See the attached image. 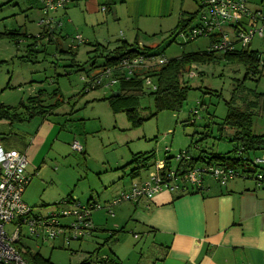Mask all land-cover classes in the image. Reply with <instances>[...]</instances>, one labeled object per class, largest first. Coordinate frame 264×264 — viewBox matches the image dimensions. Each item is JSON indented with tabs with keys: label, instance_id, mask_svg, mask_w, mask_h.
<instances>
[{
	"label": "rangeland",
	"instance_id": "1",
	"mask_svg": "<svg viewBox=\"0 0 264 264\" xmlns=\"http://www.w3.org/2000/svg\"><path fill=\"white\" fill-rule=\"evenodd\" d=\"M31 2H28L30 8L22 3L17 9L13 3L0 1V31L21 24V31L35 35L39 30L35 24L42 16L37 17L38 5L36 1ZM106 16L108 24L101 21L94 28L99 34L110 35V45L115 44L113 40L118 39L117 37L120 39L122 32L126 35L131 33L130 27L124 26V23L118 24L111 16ZM198 17L191 20L192 24L199 20ZM63 24L61 19L62 28L65 27ZM68 32L70 33L65 41L59 39L56 45L45 44L44 50L40 52L30 51L31 60L23 57L26 55L27 39L20 40L15 45L8 39L0 38V104L16 107L20 102L26 104L30 97L39 93L42 94L45 104L54 102L56 98L63 101L46 117L35 115L22 121L0 120V138L4 139L0 143L4 148H9L5 143L14 142V138L17 139V146H21L22 141L29 144L43 118L54 123L52 125L55 128L53 127L37 160L26 167V172H31V179L24 190L23 200L25 202L26 199V203L35 207L34 211L41 215L52 212L57 205L60 206V201L70 191L72 199L82 204L90 196L88 203L95 202L100 206L107 204L106 201L116 196L113 194L118 185H122L114 184L119 180H124L123 183L129 181V176L126 175L128 166L123 167L124 170L114 168L128 163L132 153L152 151L153 162L159 164L166 149V154L171 156L186 149L191 155L200 150L206 151V154L231 150L233 142L230 138L234 131L228 126L221 129L219 125L226 115L227 102L231 101L233 105L241 107L242 99L246 95L251 99V93L264 90V39L255 36L248 48L257 50L262 55L261 75L244 78L245 67L241 63L226 60L196 65L195 75L187 80L190 88L179 110H160L140 125L133 126L125 112H112L104 99L116 91L117 84L97 88L85 86L89 79L87 75L94 76L99 70L90 66L91 60L87 51L91 47L88 41L78 44L75 42L77 46L74 62L71 55L60 51L68 48L74 34H82L81 30L75 31L73 28L68 29ZM149 35L139 33L144 44L157 45L158 58L168 59L178 57L183 52L205 51L210 44L207 37L187 41L177 35L168 43L170 38L167 32L157 34L153 39ZM37 46L40 45L37 43ZM100 60L96 58V63ZM150 78L154 83L155 78ZM54 89H57L59 95L51 94ZM16 110L23 112L24 108L18 107ZM137 110L140 117L153 112L152 96L141 95ZM251 130L255 134H264V113L257 112L252 116ZM73 138L81 143L84 151L78 152L71 148ZM249 157L252 161L262 158L264 150H255ZM258 172L264 173V162L254 168V173ZM144 174L146 170L141 171V175ZM29 192L31 195L27 198ZM39 198L48 205L40 206L42 203H38ZM118 205L112 208L113 214ZM106 210L92 209L91 221L94 229L81 240L71 241L68 246H63L59 238L47 241L29 238L25 227H20V234L23 236L21 241L57 264H77L96 248H99L98 259L112 258L113 251L118 256L114 257L116 264H146L155 251L147 250L148 243L141 249L145 237L138 229L131 231L130 224H127L123 232L116 233L105 242L110 235L111 229L108 226L113 218ZM4 229L11 234L14 222L6 224ZM132 234L137 235L138 239H134Z\"/></svg>",
	"mask_w": 264,
	"mask_h": 264
},
{
	"label": "crops",
	"instance_id": "2",
	"mask_svg": "<svg viewBox=\"0 0 264 264\" xmlns=\"http://www.w3.org/2000/svg\"><path fill=\"white\" fill-rule=\"evenodd\" d=\"M0 1L7 4L13 3V6L19 9L25 0ZM31 1H36L38 5L37 17L38 15L43 16L40 0H28L23 5H29L28 8H30L31 5L28 2ZM103 4H107L109 10H102ZM247 4L253 11H258L262 21H264V0H247ZM198 7L197 0H71L63 9L59 8L50 14L59 23L62 19L65 27L62 28L61 24L54 26V34L51 36L53 42L49 44L56 45L59 39L65 41L68 33H70L68 29L73 28L75 31L81 30L82 34H76H80L82 38L84 37L83 41H88L90 44L100 43L112 48L121 41H125L131 45L155 48L157 45L144 44L139 33L150 34L151 39L157 34L166 32L170 35L171 32L175 31L179 20L186 19ZM106 15L111 16L118 24L124 23V26L131 28V33L126 35L125 32H122L120 39L117 37L118 39L113 40L115 41L114 45H110L112 38L108 37L109 34L105 35L107 38L96 32L94 28L101 21L108 22ZM35 25L39 28L37 33L41 32L38 22ZM21 26L20 24L14 26L15 28L10 27L3 30L21 32ZM22 32L32 35L25 30ZM63 32L64 34H62ZM257 37L264 39V32ZM45 38L48 39L47 36ZM46 39H43L42 42H46ZM254 51L258 52L262 59L260 52ZM52 124L54 123L43 118L29 144L22 141L23 144L17 146L16 138H14V142L9 144L2 142L9 148L24 152L27 155L28 164L35 163L49 135L55 128ZM1 140L4 139L1 138ZM167 151L166 149L164 154ZM145 152L147 151L132 153L128 162L131 161L134 154ZM163 158L159 164L154 163L151 159L146 168L134 175L130 174V169L133 166H128L129 171L126 175L129 176V181L123 183L124 180H119L118 183H115L114 186L120 183L122 185H118L113 196L127 190L132 183L147 179L151 172L159 168ZM173 164L174 161L172 160L171 165ZM120 168L116 167L114 170L125 169ZM143 170H146V174L141 175ZM29 173L26 172L31 178ZM70 192L66 194V197L72 198ZM30 195V192L27 193V198ZM90 200L91 196L86 200V203ZM111 200L106 201V203L109 204ZM38 203H42L40 205L42 207L48 205L43 199H40ZM107 204L101 205L99 208L107 209ZM35 213L39 214L38 212ZM109 215L113 216L110 226H108L109 229L122 228L118 232H123L127 224H130L131 231L138 229L140 233H143L145 240L141 249L148 243L147 250L149 249V252L155 251V253L152 252V256L146 264H264V182L257 184L250 176L233 177L224 185L206 176L201 187L197 189L191 190L189 187L186 191L178 192L163 190L151 199L140 198L136 201H123L116 207L114 214L112 212ZM132 236L134 239H138L137 235L132 234ZM22 243L34 250L26 242ZM51 248L53 249L54 246ZM112 254L113 257H109L110 259L118 257L113 251ZM53 263L57 264L56 262Z\"/></svg>",
	"mask_w": 264,
	"mask_h": 264
},
{
	"label": "built area",
	"instance_id": "3",
	"mask_svg": "<svg viewBox=\"0 0 264 264\" xmlns=\"http://www.w3.org/2000/svg\"><path fill=\"white\" fill-rule=\"evenodd\" d=\"M70 1L40 0L43 16L38 20V24L41 31L50 32L56 24H61L50 14L65 7ZM197 2L200 9L198 25L190 31H180L177 34L184 40L191 41L197 37L212 38L207 48L209 51L231 52L247 48L254 36H261L263 33L264 21L258 11L249 8L247 0H197ZM101 9L105 10L104 7ZM71 41L68 47L74 48L79 42H83V39L80 34H75ZM165 61L166 58L145 55L140 50L139 53L121 58L116 68L107 67L97 71L96 75L91 76L87 82L90 88L111 87L118 83L117 76H113L115 71H122L123 75L128 77L133 76L145 66L159 65ZM194 75L195 72L192 69L188 76ZM144 83L151 90L156 89V84L150 77H146ZM70 145L75 151H83V146L77 140H73ZM188 157V152L183 150L173 156V165L163 160L159 168L151 172L147 179L132 183L127 190L114 197L106 205L108 212L112 213V206L123 201L151 199L163 190L178 192L186 191L189 187L193 190L197 189L201 187L206 176L221 185L236 176H251L257 184L264 181V173L241 172L215 161L204 160L189 167L184 164V160ZM252 162L257 165L264 162V157L255 158ZM27 164L28 158L24 152L4 148L0 144V264H28L14 245L23 237L20 234V227H25L29 238L41 241L59 238L63 246H68L71 241L81 240L90 234L93 230L91 211L100 207L96 203L82 204L71 197H66L52 212L46 215L35 213L33 207L22 198L31 179L26 174ZM12 222H14V229L11 234H8L4 226Z\"/></svg>",
	"mask_w": 264,
	"mask_h": 264
},
{
	"label": "trees",
	"instance_id": "4",
	"mask_svg": "<svg viewBox=\"0 0 264 264\" xmlns=\"http://www.w3.org/2000/svg\"><path fill=\"white\" fill-rule=\"evenodd\" d=\"M103 5L105 9L109 10L107 4ZM199 11L200 9L198 8L194 13L186 17V19L179 20L175 31L171 32L168 36V38H170L168 43L173 41L180 31H190L193 27L198 25V20L193 24L191 20H193L194 17H198ZM53 34L54 29H52V31L48 34L47 32L41 31L36 35H27L22 31L3 30L0 31V38L8 39L15 45L18 44L20 39H27L29 43L27 42L26 44V55H23V57L27 60H31L29 52H40L44 50L45 44L53 42L51 37ZM46 36L48 39L45 38ZM43 39H46V42H42ZM208 40L211 42L212 38H208ZM37 43L41 47L37 46ZM89 45L91 48L87 51V54L89 56V60H91L90 66L92 68H99L98 71L107 67L116 68V65L119 63L121 58L126 55L139 53L140 50L145 55L159 54L156 47L151 48L144 45H131L125 41H121L118 45L112 48L100 43H89ZM75 50L76 47H68L65 50L60 49L61 52L71 55V60L73 62ZM32 57L35 58V56ZM96 58L101 59L99 63H96ZM219 60L241 63L245 67L244 78H256L262 73V59L259 53L254 50H250L248 47L236 49L231 52L209 51L208 49L205 51L183 52L178 57L166 59V61L162 64L145 66L133 76L126 77L123 75L122 71H115L113 76H117L118 78V87L116 91H113L104 99L107 100L112 112H125L128 119L131 120V124L133 126H138L144 120L155 116L160 110H179L186 97L187 90L190 88L189 85H187V80H189L188 73L192 69L195 70L197 68L196 65L212 64L219 62ZM87 76L89 79L91 78V76ZM152 76L155 78V90H151L144 83V79L146 77ZM85 86H89V82H86ZM51 94L59 95L57 89H54ZM145 94L152 96L154 101V111L140 117L137 110L139 107V98L141 95ZM251 94L253 98L248 99L246 95L242 99L243 105L241 107L233 105V102L231 101L227 102L228 106L226 115L219 124L221 129L225 126L233 129L234 133L232 138H230V141L233 142L232 149L224 153L209 154H206V151L204 150H200L195 155L189 154L188 149H186L189 157L184 160V164H187V166L190 167L200 161L209 160L236 168L241 172L248 171L250 173H254L256 164H253L249 156L250 154H253L255 150H264V134L253 133L251 130V124L252 116L255 113H264V90L262 92H253ZM62 103L63 101L60 98H56L54 102L45 104L44 99H42V94L39 93L38 95L30 97L26 104L20 102L16 107L0 104V120L22 121L35 115L46 117V115L51 114L53 110ZM18 107L24 108V111L18 112L16 110ZM165 154L163 160L167 164L171 165L173 156ZM152 158V152L136 153L133 155L131 161L124 166L132 165L133 167L130 169V174L134 175L139 173L141 169L146 168L148 166V162ZM120 230H122V228L111 230L110 235L107 237L105 242L112 238ZM14 245L19 254L27 261L28 264H54L48 257L42 256L38 251L31 250L21 241L14 243ZM98 250L99 248H96L92 252H89L87 256L82 258L77 264H95L96 262H101L102 264H116L114 258L110 259L109 257H106L98 259Z\"/></svg>",
	"mask_w": 264,
	"mask_h": 264
}]
</instances>
